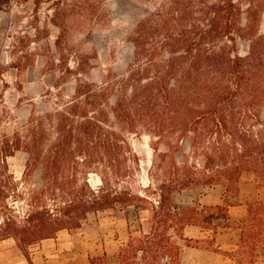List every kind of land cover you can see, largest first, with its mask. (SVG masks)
<instances>
[{"label":"trees","instance_id":"1","mask_svg":"<svg viewBox=\"0 0 264 264\" xmlns=\"http://www.w3.org/2000/svg\"><path fill=\"white\" fill-rule=\"evenodd\" d=\"M10 1L0 0V11ZM244 1L245 10L242 0H161L133 29V59L123 74L107 70L96 84L77 69L69 100L42 114L33 104L22 130L0 139V176L12 178L6 158L24 151V174L41 171L40 196L23 218L8 214L0 236L27 253L25 244L79 229L90 212L140 204L149 212L147 231L120 248L121 264H179L178 239L213 245L185 238L184 227L200 222L215 232L229 226L227 192L254 175L263 197L247 203L241 243L264 240V34L253 30L264 0ZM238 39L249 41L247 54L239 53ZM137 132L151 139L145 187L136 185L140 159L125 137ZM186 138L200 168L185 157L176 160ZM90 172L99 174V185L89 183ZM198 183L222 184L226 197L185 219L173 197ZM96 263L104 258H92Z\"/></svg>","mask_w":264,"mask_h":264},{"label":"rangeland","instance_id":"2","mask_svg":"<svg viewBox=\"0 0 264 264\" xmlns=\"http://www.w3.org/2000/svg\"><path fill=\"white\" fill-rule=\"evenodd\" d=\"M257 2L260 0H254ZM160 3L161 0H11L0 11V78H6L13 87L5 95L0 94V139L4 134L10 136L14 130H22L33 104L37 114H42L69 100L76 83L75 70L78 69L77 76L96 84H101L107 70L123 74L133 59V29L149 11L160 9ZM247 6L242 0L243 10ZM257 9L253 30L264 34V7ZM242 23H245L244 17ZM249 44L248 40L238 39L239 53L247 54ZM56 82L58 88L54 87ZM47 87L49 95L44 94ZM125 137L140 159L136 185L145 187L149 184L151 139L142 132L125 134ZM167 148L165 144L160 145L161 151ZM174 154L176 160L185 157L188 164L200 168V160L191 157L188 138ZM26 158L24 151H16L6 158L12 178L0 176V204L3 205H0V224L8 214L23 218L40 196L37 190L42 183L41 171L37 168L24 174ZM87 177L92 186L100 184L98 173L90 172ZM248 179L255 177L249 175L243 182ZM207 186L198 183L180 192L184 197L175 194L176 211L182 212L185 219L195 220L197 215L193 214L197 209L192 202ZM55 192L59 195L60 188L56 187ZM246 192H240L239 188L231 190L227 192V199L229 202L244 200ZM46 196L47 204L52 207L54 201L48 198L52 197L51 193ZM99 217L117 218L116 224L123 228V235L129 232V237H136L147 231L149 212L140 204L117 205L88 213L82 224ZM4 239L14 240L0 236V241ZM36 243L25 244L23 250L28 251ZM16 246L19 248L17 243Z\"/></svg>","mask_w":264,"mask_h":264},{"label":"crops","instance_id":"3","mask_svg":"<svg viewBox=\"0 0 264 264\" xmlns=\"http://www.w3.org/2000/svg\"><path fill=\"white\" fill-rule=\"evenodd\" d=\"M10 90H13L10 81L0 78V94ZM239 191L247 192L244 200L231 201L228 206L229 226H219L215 232L198 224L184 227L185 238L199 240L201 244L212 241L213 245L192 247L178 239L179 264H264V240H255L249 246L241 243V226L247 223V203L262 198L263 190L257 187L255 179H248L240 184ZM177 195L184 197L183 193ZM225 197L224 185L216 184L207 186L192 203L201 211L203 207L222 204ZM117 222V218L110 217L89 220L77 232L63 229L54 237L41 239L27 253L14 240L4 239L0 241V264H92V258L97 257H103L105 264H121L119 250L126 245L129 232L123 235Z\"/></svg>","mask_w":264,"mask_h":264}]
</instances>
